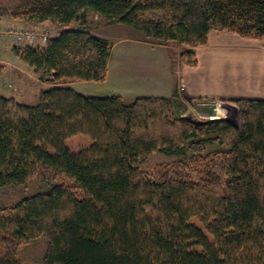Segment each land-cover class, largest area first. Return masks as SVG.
<instances>
[{"label": "trees", "instance_id": "trees-1", "mask_svg": "<svg viewBox=\"0 0 264 264\" xmlns=\"http://www.w3.org/2000/svg\"><path fill=\"white\" fill-rule=\"evenodd\" d=\"M91 14L183 47L186 66L212 31L264 39V0H0V18L59 28L11 48L49 83L35 104L0 85V190L49 186L0 207V264H28L18 251L43 234V264H264V98L235 100L231 124L187 117L178 92L81 94L72 83L104 81L113 48ZM77 134L94 143L72 151ZM158 152L186 157L140 167Z\"/></svg>", "mask_w": 264, "mask_h": 264}, {"label": "crops", "instance_id": "crops-1", "mask_svg": "<svg viewBox=\"0 0 264 264\" xmlns=\"http://www.w3.org/2000/svg\"><path fill=\"white\" fill-rule=\"evenodd\" d=\"M18 25L38 28L43 24L25 22ZM143 45L133 53L124 51L116 57L113 46L106 75L111 84L106 80L109 86L102 95L119 94L134 99L141 96L172 97L178 92L184 115L188 107L182 100L183 94L194 98L233 100L264 98V39L250 40L233 33L212 31L208 44L196 50L197 66L181 65L179 61L172 60L164 49L153 51L147 43ZM131 54L137 60L131 59ZM155 54L160 57L157 64L152 59ZM147 58L150 64L152 62L149 68L145 66L149 65ZM92 82L95 81H82L81 84ZM181 88H184L183 92H180Z\"/></svg>", "mask_w": 264, "mask_h": 264}, {"label": "rangeland", "instance_id": "rangeland-1", "mask_svg": "<svg viewBox=\"0 0 264 264\" xmlns=\"http://www.w3.org/2000/svg\"><path fill=\"white\" fill-rule=\"evenodd\" d=\"M16 20V22L14 21ZM15 22V23H14ZM25 24L24 21L17 19H11L7 17L0 18V62L4 63L6 70L0 78L1 92L5 96L15 97L17 101L28 105L35 104L38 101L39 93L42 89L49 86V83L45 80H41L39 75L34 72V69L19 58H17L11 51V48L16 44L13 35L7 33L11 28H31L19 26ZM90 28L92 31H97L104 34L112 41L114 46V57L121 55L122 52L128 54L137 50L138 46H145L144 43L149 45V49L165 50L167 54L178 62L179 54L183 47L178 45H165L157 40L147 39L143 36L142 32L128 25L123 24H110L105 19L97 14L90 15ZM35 30L45 31L48 30L51 35L57 33L58 27L52 23L46 22ZM139 32V33H137ZM147 49V48H146ZM133 50V51H132ZM163 52V51H160ZM158 54V53H157ZM131 59L137 60L135 55L130 56ZM156 54L154 55L153 63H159V59ZM149 68V58H147ZM181 64V63H180ZM182 65V64H181ZM111 74V73H109ZM110 77V76H109ZM106 78L101 82H92L89 84L82 83V81L72 83L74 88L84 95H102L105 89L111 84L110 78ZM105 82V83H103ZM112 82V80H111ZM78 83V84H77ZM184 88L180 89L183 92ZM101 93V94H100ZM135 99V98H134ZM126 101H132V98H125ZM182 100L186 107H188L187 115L192 114L193 120L196 121H227L231 124H238L240 119V108L235 102V99H213V98H194L186 97L183 94ZM237 100V99H236ZM222 117V118H221ZM66 145L72 151H80L84 148L91 146L94 140L85 134H77L67 138ZM218 145H209V150L219 149ZM50 150H53L50 147ZM185 156H175L167 153H154L150 155L146 160L140 163V167L149 172L154 169V165L163 162H172L176 159L185 158ZM49 186L44 182H32L24 186H9L0 190V207L8 206L19 202L23 198L36 194L41 191H45ZM48 235L43 234L37 237L34 241L24 246L18 251L19 257L28 264H43L44 253L47 248Z\"/></svg>", "mask_w": 264, "mask_h": 264}, {"label": "built area", "instance_id": "built-area-1", "mask_svg": "<svg viewBox=\"0 0 264 264\" xmlns=\"http://www.w3.org/2000/svg\"><path fill=\"white\" fill-rule=\"evenodd\" d=\"M8 34L13 35L14 39L18 43H26L31 44L35 43L36 41L45 42L50 35L48 30L40 31L35 29H9L7 31Z\"/></svg>", "mask_w": 264, "mask_h": 264}, {"label": "water", "instance_id": "water-1", "mask_svg": "<svg viewBox=\"0 0 264 264\" xmlns=\"http://www.w3.org/2000/svg\"><path fill=\"white\" fill-rule=\"evenodd\" d=\"M187 117H189V118H192V115H191V114H189Z\"/></svg>", "mask_w": 264, "mask_h": 264}, {"label": "bare ground", "instance_id": "bare-ground-1", "mask_svg": "<svg viewBox=\"0 0 264 264\" xmlns=\"http://www.w3.org/2000/svg\"><path fill=\"white\" fill-rule=\"evenodd\" d=\"M222 118V117H221Z\"/></svg>", "mask_w": 264, "mask_h": 264}]
</instances>
